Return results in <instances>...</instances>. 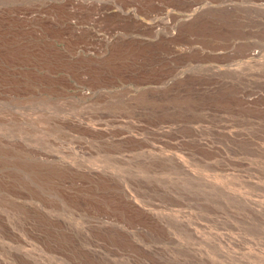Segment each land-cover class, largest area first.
Instances as JSON below:
<instances>
[{"label": "rangeland", "instance_id": "rangeland-1", "mask_svg": "<svg viewBox=\"0 0 264 264\" xmlns=\"http://www.w3.org/2000/svg\"><path fill=\"white\" fill-rule=\"evenodd\" d=\"M83 1L0 0V264H264V0Z\"/></svg>", "mask_w": 264, "mask_h": 264}, {"label": "bare ground", "instance_id": "bare-ground-1", "mask_svg": "<svg viewBox=\"0 0 264 264\" xmlns=\"http://www.w3.org/2000/svg\"><path fill=\"white\" fill-rule=\"evenodd\" d=\"M67 1H68V0H67ZM85 1H86V0H85ZM91 1H92V0H91ZM146 1H147V0H146ZM146 1H144V2H146ZM150 1H151V2H155L154 0H150ZM92 2H93V1H92ZM102 2H104V1H102ZM102 2H100V3H102ZM110 2H111V4H112V1H109V3H110ZM126 2H127V1H126ZM151 2H149V4H150ZM69 3H70L71 5H73V6L78 5V4H82V5H86V6H90V5H91L90 2H84V1L81 2V0H70ZM104 3H106V2H104ZM109 3L107 2L106 4H109ZM168 3H169V2H168ZM67 4H68V3H67ZM111 4H109V6H110ZM128 4H131V3H128ZM135 4H136V3H135ZM135 4H134V5H135ZM137 4H138V3H137ZM137 4H136V5H137ZM152 4H155V3H152ZM71 5H70V6H71ZM102 5H103V4H102ZM147 5H148V3H147ZM147 5H146V7H147ZM169 5H171V3H170ZM109 6L107 5V7H105V8L103 7V8H102V7H99L98 5H95V9H93V12H92L91 8L89 7V11L91 10V11H90V13H91V19H89V21H90L92 24L94 23L95 27H96L97 25H98V27H99V23H100V24H101V22L103 23V21H101L102 19L105 21L106 19L108 20V19L110 18V19H109V20H110L109 22L111 23V18L113 19V22H114V19H115V18H113L112 16H114V17H119L118 14H120V13L117 12L118 14L113 15L114 10H112V8L109 7ZM139 6H140V5H139ZM142 6H143V4H142ZM148 6H151V4L148 5ZM154 6H155V5H154ZM154 6L152 5L150 10H152V7H154ZM166 6H167V4H166ZM177 6H178V4H176V7H175V8H178V7H179V6H178V7H177ZM180 6H181V5H180ZM200 6H201V5H199V4H196V6H193V7H190V6H189V8L185 11V16H188V17L193 16V15L199 10ZM112 7H113V6H112ZM136 7H138V6H136ZM156 7H157V5H156ZM173 7H174V5H173ZM187 7H188V6H187ZM128 8H129V5H123L122 7H119V9L123 12V13H121V14L124 15V12H125V14H126V13L128 14V17H131V16H133V17H138V16H139L138 13H136V12H134V11H131V10H128ZM157 8H158V7H157ZM164 8H165V7H164ZM179 8H180V7H179ZM181 8L183 9V6H181ZM185 8H186V6H185ZM141 9L144 10L145 7H144V8L141 7ZM182 9H181V10H182ZM143 10H142V11H143ZM157 10L159 11V9H157ZM157 10H156V11H157ZM161 10H162V9H161ZM161 10H160V11H161ZM89 11H88V12H89ZM148 11H149V9H148ZM143 12H146V13L148 14L147 11H143ZM153 12H154V11L152 10V13H153ZM90 13H89V14H90ZM150 13H151V12H150ZM154 13H156V12H154ZM154 13H153V14H154ZM157 13H158V12H157ZM157 13H156V14H157ZM121 14H120V16H121ZM162 14H164V13H162ZM182 14H183V13H182ZM33 15H34V14H33ZM129 15H130V16H129ZM154 15H155V14H154ZM159 15H160V14H159ZM195 15H196V14H195ZM72 16H73V15L70 14V12H68L67 17H66V18H67V21H68V26L73 30L74 34L77 35V33H78L79 31H80V33H82V32H81V31L83 30L82 27H81V23H82V22L80 21L81 23H79L78 21H73V20L71 19ZM174 16H177V13H175V12H173V11H169V13L167 14V21H165V20H164V21H163V20H162V21H161V20H154V22H153V27L155 28V31H156V29L159 28V26L162 25V24H166L167 26H169L170 24L172 25L173 22L175 21V19H174V21L172 22ZM63 17H64V16H63ZM122 17H123V18H128L127 16H125V17L122 16ZM122 17H121V18H122ZM179 17H180V16H179ZM181 17H183V16H181ZM21 18H22V17H21ZM24 18H29V17H28V16H24ZM138 18H139V17H138ZM186 18H187V17H186ZM194 18H195V17H194ZM192 19H193V18H192ZM195 19H197V16H196ZM123 20H124V21L126 20V21H125V23H126L127 20L129 21V18H128V19H123ZM130 20H131V18H130ZM133 20H134V19H133ZM189 20H190V19H189ZM189 20H188V21H189ZM193 20H194V19H193ZM89 21H88V22H89ZM116 21H117V18H116ZM121 21H122V20H121ZM137 21H138V20H137ZM188 21H186L187 24H189ZM190 21H191V20H190ZM194 21H195V20H194ZM35 22H37V21H35ZM38 22H39V21H38ZM88 22L86 21V23H88ZM118 22H119V21H118ZM118 22H117V23H118ZM122 22H123V21H122ZM122 22H121V24H122ZM131 22H132V20H131ZM131 22H130V23H131ZM138 22H139V21H138ZM140 22H141V20H140ZM182 22H183V21H182ZM182 22H181V23H182ZM41 23H43V22H41ZM104 23L106 24V23H108V21H107V22H104ZM104 23H103V25H104ZM123 23H124V22H123ZM132 23H133V22H132ZM132 23H131V24H132ZM142 23H143V22H142ZM181 23H180V24H181ZM183 23H184V22H183ZM39 24H40V23H39ZM43 24H45V23H43ZM88 24H89V23H88ZM135 24L138 25V23H136V20H135ZM145 24H146V23H145ZM187 24H184V25H187ZM192 24H193V22H192ZM101 25H102V24H101ZM124 25H126V24H124ZM124 25H123L122 29L125 27ZM132 25H133V24H132ZM140 25L142 26V25H144V24H141V23H140ZM146 25H147V24H146ZM175 25H176V24H175ZM182 25H183V24H182ZM41 26H42V25H41ZM82 26H83V25H82ZM110 26H111V25H109V27H110ZM115 26H116V25H115ZM128 26H130V25H127V26H126L127 29H128ZM138 26H139V25H138ZM141 26H140V28H141ZM144 26H145V25H144ZM144 26H143V27H144ZM167 26H164V27L166 28ZM177 26H179V25H177ZM180 26H181V25H180ZM42 27L45 28L44 26H42ZM98 27H97V28H98ZM113 27H114V26H113ZM117 27H118V26H117ZM126 27H125V28H126ZM130 27L132 28V26H130ZM171 27H172V26H171ZM183 27H184V26H183ZM193 27H194V26H193ZM46 28H47V27H46ZM46 28H45L44 30H46ZM101 28L103 29V27H100V31H102ZM125 28H124L123 30H126V31H127V29H125ZM145 28H147L146 30L149 31L147 26H146ZM145 28H144V29H145ZM178 28H179V27H178ZM178 28H177V30H179V34H180V32L183 31V29L186 28V27H184L183 29H181V28L178 29ZM188 28H189V27H188ZM191 28H192V27H190V30H191ZM47 29H49V28H47ZM98 29H99V28H98ZM98 29H97V31H95V33H94V37L96 36L97 38L99 37L100 39H103V40H104V39H107V38H108L109 34L112 35V32L109 33V34L106 32V34H108V36H107V35H103V34L100 35V34H99L100 31L98 32ZM117 29H118V28H116V30H117ZM149 29H153V28H149ZM166 29H168V31H169L170 28H166ZM85 30H86V28H85ZM119 30L121 31V28H120ZM141 30L143 31V33H144V31L146 32V30H143V29H141ZM184 30H186V29H184ZM29 31H30V30H29ZM48 31H49V30H48ZM105 31H106V30H105ZM111 31H112V29H111ZM117 31H118V30H117ZM128 31L130 32L131 29L129 28ZM128 31H127V32H128ZM132 31L134 32V31H136V30H132ZM170 31H171V30H170ZM30 32H31V31H30ZM30 32H29V33H30ZM85 32H86V31H84V33H85ZM108 32H109V30H108ZM123 32H124V31H123ZM186 32H189V30H186ZM25 33H26V32H25ZM31 33H32V32H31ZM51 33H52V32H51ZM80 33H79V34H80ZM86 33H88V30H87ZM103 33H104V32H103ZM114 33H115V31H113V34H114ZM124 33H125V32H124ZM124 33H123V34H124ZM130 33H131V32H130ZM147 33H148V32H147ZM154 33H155V32H154ZM154 33H153V34H154ZM182 33H183V32H182ZM182 33H181V34H182ZM33 34H34V33H33ZM48 34H49V33H48ZM52 34H53V33H52ZM127 34H128V33H127ZM137 34H138V33H137ZM153 34H152V35H153ZM169 34H170V36H169V39H170V40H174L175 36L177 37V35L174 34V32H170ZM181 34H180V35H181ZM185 34H187V33H185ZM35 35H36V34H35ZM35 35H34V36H35ZM42 35H43V34H42ZM53 35H54V34H53ZM82 35H83V34H82ZM89 35H90V33H89ZM162 35H163V34H162ZM174 35H175V36H174ZM180 35H179V37H180ZM79 36H80V35H79ZM83 36L86 37V36H88V35H87V34H86V35L84 34ZM83 36H82V37H83ZM112 36H113V35H112ZM119 36H120V38H121L123 35L121 36V34H120ZM153 36H154V35H153ZM181 36H183V35H181ZM77 37H78V36H76V38H77ZM91 37H92V36H91ZM114 37H115V36H114ZM79 38H81V37H79ZM110 38H111V37H110ZM116 38H117V37H116ZM120 38H119V39H120ZM124 38H125V37H124ZM127 38H128V37H127ZM130 38H131V37H130ZM132 38H133V36H132ZM183 38H184V36H183ZM183 38H178V41H179V39L182 40ZM108 39H109V38H108ZM114 39H115V38H114ZM122 39H123V38H122ZM128 39H129V38H128ZM152 39H153V38H152ZM159 39H160V38H159ZM161 39H162V36H161ZM167 39H168V37H167ZM167 39H166V40H167ZM169 39H168V40H169ZM76 40H77V39H76ZM92 40H93V38H92ZM115 40H116V39H115ZM117 40H118V39H117ZM125 40H127V39H123V41H125ZM139 40H140V39H139ZM157 40H158V39H157ZM164 40H165V39H164ZM166 40H165V41H162V45H161V44L159 45V43H160V42H159L157 46H158V47H160V46H164V45H163V42H166ZM168 40H167V41H168ZM176 40H177V39H176ZM44 41H45V39H44ZM80 41H81V40H80ZM82 41H83V40H82ZM82 41H81V42H82ZM95 41H96V40H95ZM95 41H94V42H95ZM98 41H99V40H98ZM98 41H96V42H98ZM104 41H105V40H104ZM104 41H101V42H104ZM158 41H159V40H158ZM158 41H157V42H158ZM26 42H27V41H26ZM47 42H49V41H47ZM94 42H92V43H94ZM101 42H100V43H101ZM112 42H114V41L112 40ZM138 42H139V41H138ZM142 42H143V40H142L140 43H142ZM173 42H174V41H173ZM173 42L168 41L167 43H172V45H174ZM181 42H182V41H181ZM106 43H108V41H106ZM118 43H119V42H118ZM120 43H121V42H120ZM120 43H119V44H120ZM149 43H150V42H149ZM167 43H166V46H167ZM174 43H175V42H174ZM77 44H78V43H77ZM87 44H88V43H87ZM111 44H112V43H111ZM114 44H115V43H114ZM122 44H123V43H122ZM22 45H23V44H22ZM37 45H38V44H37ZM40 45H41V44H40ZM82 45H83V44H82ZM89 45H90V44H88V46H89ZM96 45H97V44H96ZM116 45H117V44H116ZM120 45H121V44H120ZM124 45H125V43H124ZM124 45H123V46H124ZM137 45H138V44H137ZM146 45H147V41H146ZM146 45H145V43H144V47H145ZM149 45H150V44H149ZM149 45H148V46H149ZM11 46H12V45H11ZM13 46H14V45H13ZM71 46H72V45H71ZM84 46H85V45H84ZM84 46H83V47H84ZM97 46H98V45H97ZM109 46H110V45H109ZM112 46H113V44H112ZM126 46L128 47V44H127ZM150 46H151V45H150ZM166 46H164V47H166ZM178 46H180V42H179ZM29 47H31V46L29 45ZM43 47H44V46H43ZM90 47L92 48V46H90ZM94 47H95V46H94ZM98 47H99V46H98ZM116 47H117V46H116ZM116 47L113 46L110 52H112L113 48H114V50H116V51H117V49H118V52H119V49L122 48V47H121V48L119 47V48L116 49ZM132 47H133V43H132ZM154 47H156V46H154ZM154 47H153V45L151 46L152 49H153ZM164 47H163V48H164ZM23 48H24V47H23ZM35 48H38V47H35ZM84 48H85V47H84ZM84 48H83V49H84ZM91 48H89V49H91ZM96 48H97V47H96ZM109 48H110V47H109ZM125 48H126V47H125ZM130 48H131V47H130ZM151 48H150V49H151ZM163 48H162V49H163ZM176 48H177V47H176ZM19 49H20V48H19ZM19 49H18V50H19ZM93 49H94V48H93ZM97 49H99V48H97ZM123 49H124V48H123ZM133 49H134V48H133ZM133 49H131V50H133ZM140 49H141V48H140ZM143 49H144V48H143ZM150 49H149V50H150ZM154 49H155V48H154ZM158 49H159V48H158ZM171 49H172V47H171ZM173 49H174V48H173ZM38 50H40V49H38ZM45 50L48 51V49H46V48H45ZM49 50H50V49H49ZM91 50H92V49H91ZM95 50H96V49H95ZM114 50H113V51H114ZM125 50H126V49H125ZM141 50H142V49H141ZM159 50H161V49H159ZM16 51H17V50H16ZM23 51L25 52V50H23ZM23 51H22V52H23ZM33 51H34V50H33ZM40 51H41V50H40ZM96 51H97V50H96ZM96 51H95V52H96ZM145 51H146V50H145ZM150 51H151V50H150ZM7 52H8V51H7ZM11 52H12V51H11ZM34 52H35V51H34ZM49 52H50V51H49ZM128 52H129V51H128ZM142 52H144V51L142 50ZM9 53H10V52H9ZM17 53H18V52H17ZM115 53H116V52H115ZM115 53H114L113 55H115ZM137 53H138V52H136V54H134V55H137ZM145 53H146V52H145ZM149 53H150V52H149ZM153 53H154V52H153ZM157 53H158V51H157ZM110 54H111V53H110ZM110 54H109V55H110ZM117 54H118V53H117ZM140 54H141V53H140ZM250 54H251V53H250ZM21 55H22V54H21ZM109 55H108V56H109ZM134 55H133V56H134ZM150 55H152V54L150 53ZM18 56H19V55H18ZM40 56H41V55H40ZM9 57H10V56H9ZM11 57H12V56H11ZM24 57H25V56H24ZM29 57H30V56H29ZM129 57H131V56H129ZM22 58H23V57H22ZM55 58H56V57H55ZM23 59H24V58H23ZM26 59H28V58L26 57ZM42 59H43V58H42ZM36 60H37V59H36ZM28 62H29V61H28ZM42 62H43V61H42ZM45 62H46V61H45ZM56 63H57V62H56ZM62 63H63V62H62ZM62 63H61V64H62ZM117 63H118V62H117ZM119 63H120V62H119ZM122 63H123V62H122ZM27 64H29V63H27ZM30 64H32V63H30ZM33 64H34V63H33ZM72 64L74 65V63H72ZM112 64H113V63H112ZM128 64H129V63H128ZM35 65H36V64H35ZM68 65H69V64H68ZM107 65H108V64H107ZM110 65H111V64H110ZM37 66H38V65H37ZM44 66H45V65H44ZM76 66H77V65H76ZM40 67H41V66H40ZM46 67H47V66H46ZM77 67H78V66H77ZM91 67L93 68L94 66H91ZM97 67H98V66H96L95 68H97ZM33 68H34V67H33ZM75 68H76V67H75ZM112 68H113V67H112ZM121 69H122V68H121ZM35 70H36V69H35ZM91 70H92V69H91ZM94 70H95V69H94ZM96 70H97V69H96ZM116 70H117V69H116ZM46 71H47V70H46ZM49 71H50V70H49ZM73 71L75 72L74 69H73ZM98 71H99V70H98ZM101 71H102V69L100 70V72H101ZM103 71H104V70H103ZM113 71H114V70H113ZM119 71H120V70H119ZM15 72H16V71H15ZM24 72H25V71H24ZM26 72H27V71H26ZM107 72H108V71H107ZM114 72H116V71H114ZM114 72L112 73V70H111V74H113V76L111 75L112 77H114ZM21 73H23V72H21ZM75 73H76V72H75ZM90 73H91V72H90ZM116 73H117V72H116ZM121 73H122V72H121ZM28 74H29V73H28ZM91 74H92L91 76H93V73H91ZM94 74H95V73H94ZM117 74H118V73H117ZM29 75H30V74H29ZM38 75H39V74H38ZM95 75L97 76V74H95ZM36 76H37V75H36ZM96 76H95V78H94V79H96V80H97V77H101V79H103L102 76H97V77H96ZM118 76L121 77L120 74H119ZM19 77H21V76H19ZM31 77H32V75H31ZM38 77H39V76H38ZM40 77H42V76H40ZM60 77H61V76H60ZM93 77H94V76H93ZM103 77H104V78H105V77L107 78V76H103ZM112 77H110L111 80H112ZM116 77H117V76H116ZM35 78H37V77H35ZM12 79H14V78H12ZM26 79H27V78H26ZM33 79H34V78H33ZM37 79H39V78H37ZM50 79H51V78H50ZM58 79H59V78H58ZM101 79L99 78V82L96 81L95 83H96V84H97V83H100V80H101ZM28 80H29V79H28ZM42 80H43V79H42ZM92 80H93V79H92ZM113 80H115V79L113 78ZM122 80L124 81V79H122ZM19 81H20V80H19ZM37 81H39V80H37ZM115 81H117V80H115ZM28 82H29V81H28ZM41 82H42V81H41ZM111 82H112V81H111ZM36 83H37V82H36ZM46 83H47V82H46ZM101 83H102V82H101ZM105 83H107V82L105 81ZM116 83H118V82H116ZM92 84H93V83L91 82V85H92ZM94 85H95V84H94ZM101 85H103V83H102ZM101 85L99 84V86H101ZM105 85H107V84H105ZM109 85H111V83H109ZM95 86H96V85H95ZM95 86H94V87H95ZM97 86H98V85H97ZM92 89H93V87H92ZM84 92H85V91H83V94H84ZM86 93H87V92H86ZM251 98H255V96H253V97H251Z\"/></svg>", "mask_w": 264, "mask_h": 264}]
</instances>
